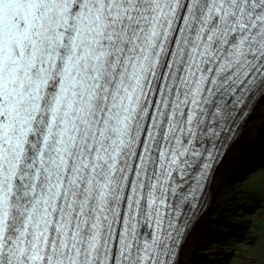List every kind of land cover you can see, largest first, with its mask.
Listing matches in <instances>:
<instances>
[{"label": "snow or ice", "instance_id": "6c2138e0", "mask_svg": "<svg viewBox=\"0 0 264 264\" xmlns=\"http://www.w3.org/2000/svg\"><path fill=\"white\" fill-rule=\"evenodd\" d=\"M257 93L264 0H0V264H171Z\"/></svg>", "mask_w": 264, "mask_h": 264}, {"label": "bare ground", "instance_id": "6f19581e", "mask_svg": "<svg viewBox=\"0 0 264 264\" xmlns=\"http://www.w3.org/2000/svg\"><path fill=\"white\" fill-rule=\"evenodd\" d=\"M241 111L243 114L239 115L234 124L231 125L230 131L221 137L217 145L218 152L215 159L208 161L210 167L207 169L203 186L197 193V195L200 194L199 198L197 197L191 205H185L183 209V215L179 222V232L172 248L171 264H195V260L201 253L197 252L196 246L202 248L211 239H218L219 236H216L217 231L214 232L213 230L217 225H225L226 227L222 229L225 233H229L227 230L234 232V234L245 232L246 225L236 221H228L236 219L238 214L236 208L232 209L233 206H231L224 210L220 201H217L216 192L221 186L226 187L233 183L236 187L246 185L248 187L247 191L250 193L249 197H245L244 194L240 196H242L241 200L244 201L242 205L247 212L251 211L252 203L258 204L257 199L263 200L261 194L264 191L262 186L259 185V183L264 184V182H260L264 180L262 175L255 176V180L251 182L252 185L248 184V180L241 181L245 179V176L254 174L252 172L258 169L254 165L249 166V160L264 159V95L257 93L255 96L250 97L249 102ZM256 161H253L252 164H257ZM231 198L229 196L228 203H232ZM222 210H224L223 213H221ZM219 214H222L224 218L218 217ZM260 217L255 219L254 222L251 220L250 225H259L258 220ZM226 219L227 221H225ZM229 243L231 244V242ZM256 244L257 246L249 248L251 250L247 253V249L243 248L242 244L235 245L233 256H238L240 252L244 253V257L262 252L257 257L259 258L257 262H259L261 256H264V250H259L260 246H264V241L259 239ZM261 262H264V260ZM214 264H218V262Z\"/></svg>", "mask_w": 264, "mask_h": 264}, {"label": "rangeland", "instance_id": "374dc122", "mask_svg": "<svg viewBox=\"0 0 264 264\" xmlns=\"http://www.w3.org/2000/svg\"><path fill=\"white\" fill-rule=\"evenodd\" d=\"M263 160L260 159L259 161H263ZM249 163H250L249 166L254 165L258 169H256L255 172H252L254 174H249L245 176V179H243L241 182L248 180V184L252 185L251 182L255 180L254 179L255 176L262 175L264 177V162H263V166L252 164L253 160H250ZM260 182H264V180ZM259 185L262 186V189L264 191V184L259 183ZM239 188H241L240 191H238ZM247 189L248 187H246V185L236 187L235 183H233L230 184V186H226V187L221 186L219 190L216 192L215 197H217V201H220L221 205H223L221 206L222 209L225 210L227 208H230L231 206H233L232 209L236 208L235 209L236 213H238L236 219L235 220L230 219L228 221L231 222L236 221L246 225L247 227L245 232H242L243 234H241L240 232L234 234V232L230 230H227L229 233H225V231L222 229L225 228L226 226L223 224L214 227L213 230L214 232L217 231L216 236L217 235L219 236L218 239H211V241L210 242L208 241V243H206V245L202 248H199L198 245L196 246L197 252H201V253H199L200 255L197 257V259L195 258L196 259L195 260L196 262L194 261L195 264H207V263L214 264L215 262H218V264H264V262H261L264 260V256H261L260 260L261 259L262 260L261 261L259 260V262H257L259 259L257 257L261 255L262 252H259L256 255L250 254V256L248 255L247 257H244L243 255L244 253L242 254L240 252L238 256L236 257L233 256L235 251V245L242 244V247L247 249L246 251L247 253L249 250H251L249 248L257 246L256 243H258L259 239L261 241H264V193L261 194L263 200L257 199L258 204L252 203L253 205L251 211L247 212L244 206L242 205V203L244 204V201L241 200L242 196H240L241 194H244V196L248 198L250 193L249 191H247ZM229 196L232 197L231 198L232 203H228ZM224 210H222L221 213H223ZM217 212L219 211L217 210ZM218 217L224 218L222 214H219ZM259 217H260V219L258 220L259 225H250L251 220H253L252 222H254L255 219ZM225 221H227V219ZM259 231H261L262 234L259 233ZM227 234L230 235L228 236ZM229 242H231V244ZM259 250H264V246H260Z\"/></svg>", "mask_w": 264, "mask_h": 264}, {"label": "water", "instance_id": "95a60500", "mask_svg": "<svg viewBox=\"0 0 264 264\" xmlns=\"http://www.w3.org/2000/svg\"><path fill=\"white\" fill-rule=\"evenodd\" d=\"M255 155H257V153H255ZM255 155H254V156H255ZM257 157H258V156H257ZM260 159L263 160V158H258V159L255 158L253 161L257 160V161H256V163H257L256 165L263 166V162H264V160H263V161H259ZM249 161H250V160H249Z\"/></svg>", "mask_w": 264, "mask_h": 264}]
</instances>
